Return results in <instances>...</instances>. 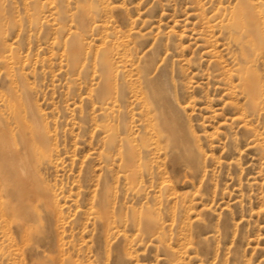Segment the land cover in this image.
I'll return each mask as SVG.
<instances>
[{
	"label": "rangeland",
	"instance_id": "1",
	"mask_svg": "<svg viewBox=\"0 0 264 264\" xmlns=\"http://www.w3.org/2000/svg\"><path fill=\"white\" fill-rule=\"evenodd\" d=\"M0 264H264V0H0Z\"/></svg>",
	"mask_w": 264,
	"mask_h": 264
},
{
	"label": "bare ground",
	"instance_id": "2",
	"mask_svg": "<svg viewBox=\"0 0 264 264\" xmlns=\"http://www.w3.org/2000/svg\"><path fill=\"white\" fill-rule=\"evenodd\" d=\"M250 24H251V22H250ZM20 123H22V122H20ZM22 130V129H21ZM23 132V131H22ZM19 136V135H18ZM38 136H40V135H38ZM21 138V137H20ZM22 138H23V136H22ZM26 139V138H25ZM27 140V139H26ZM28 142V141H27ZM3 143V142H2ZM2 145V144H1ZM5 145V144H4ZM29 146V145H28ZM29 148V147H28ZM27 148V149H28ZM5 149V148H4ZM30 149V148H29ZM9 152V151H8ZM11 152V151H10ZM9 152V153H10ZM30 154V153H29ZM19 155V154H18ZM26 155V154H25ZM5 156V155H4ZM7 156V155H6ZM8 157V156H7ZM12 157V156H11ZM4 158V157H3ZM13 159V158H12ZM8 160H10V158L8 159ZM11 161V160H10ZM13 161H15V160H13ZM12 163V162H11ZM14 163V162H13ZM17 164V163H16ZM16 164H11L10 166H8L7 167V169H6V171H5V173L7 174L6 176H5V178H3V181H1V182H5L6 184L5 185H3V186H7L9 183H11V185L13 186L12 187V189L14 188V190L15 191H17V189H19L18 190V192H20L21 194H23V189L20 187V183L22 182L21 181V179H20V181L18 182L17 181V175L19 174L20 175V173L19 172H23L20 168H22L21 166L22 165H16ZM11 177H15V179L14 180H12L11 179ZM24 178V177H23ZM2 179V178H1ZM23 180V179H22ZM23 185V184H22ZM26 187H27V185H25ZM25 186H23V188L25 187ZM30 187V186H29ZM29 187H27V188H29ZM29 189H31V188H29ZM33 189V188H32ZM21 190V191H20ZM28 191V190H27ZM28 193H29V191H28ZM17 194V193H16ZM33 195V194H32ZM27 196V195H26ZM37 197V196H36ZM20 198V197H19ZM34 198V197H33ZM32 199V198H31ZM41 199V198H40ZM23 201V200H22ZM32 201V200H31ZM24 204V203H23ZM27 206V205H26ZM103 213H105V211H103ZM107 214V213H106ZM105 217V216H104Z\"/></svg>",
	"mask_w": 264,
	"mask_h": 264
}]
</instances>
